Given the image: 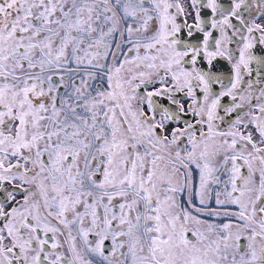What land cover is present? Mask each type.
I'll return each instance as SVG.
<instances>
[{
    "label": "snow or ice",
    "instance_id": "1",
    "mask_svg": "<svg viewBox=\"0 0 264 264\" xmlns=\"http://www.w3.org/2000/svg\"><path fill=\"white\" fill-rule=\"evenodd\" d=\"M0 264H264V0H0Z\"/></svg>",
    "mask_w": 264,
    "mask_h": 264
}]
</instances>
